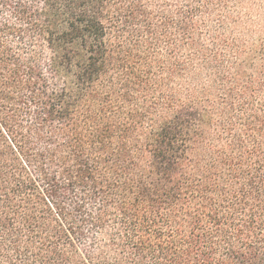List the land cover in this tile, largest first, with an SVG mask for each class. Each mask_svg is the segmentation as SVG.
<instances>
[{"label":"trees","instance_id":"1","mask_svg":"<svg viewBox=\"0 0 264 264\" xmlns=\"http://www.w3.org/2000/svg\"><path fill=\"white\" fill-rule=\"evenodd\" d=\"M0 264H264V0H0Z\"/></svg>","mask_w":264,"mask_h":264}]
</instances>
